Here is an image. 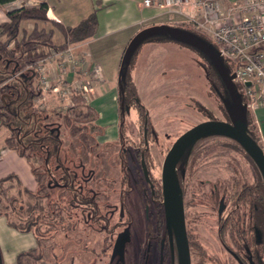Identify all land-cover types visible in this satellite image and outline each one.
Returning <instances> with one entry per match:
<instances>
[{
  "label": "rangeland",
  "instance_id": "rangeland-1",
  "mask_svg": "<svg viewBox=\"0 0 264 264\" xmlns=\"http://www.w3.org/2000/svg\"><path fill=\"white\" fill-rule=\"evenodd\" d=\"M14 7L8 6V9ZM165 16L163 20L158 22L191 30L214 44L212 39L200 32L189 22L188 18L168 14ZM30 27L32 28V25ZM62 41V36L56 32L55 42L60 44ZM166 45H162V47L143 46L141 49V56L143 57H141V61L139 59L141 62L138 66L139 71L137 72L136 69L133 73L138 101L148 111V136L150 138L152 129L159 136L158 142L154 140L155 143L150 144L149 149V162H151L154 176L157 178L161 176L162 165L168 151L182 134L209 119H228L221 100L211 88V81L208 79L211 69L205 58L190 47L175 42H172V45ZM77 80H79L78 77ZM47 96L48 103L42 105V108L47 110L54 103L61 107L60 112L68 115L71 119H75L76 114L83 115L82 119L79 118L77 127L86 126V128L81 130L77 136L70 135L71 127H68L62 119L60 120L61 135L66 147L64 151L70 160L68 165L70 167L76 165L77 169L79 164H84L83 169L86 174L94 168L103 180V183L98 185L103 195L105 192V197L100 204L104 206V203H111L112 200L115 202L111 197L112 192L107 187V183L109 184L112 179H115L120 184L122 174L118 156L121 145L108 141L113 137L109 139L108 136L99 134L101 131L97 129L96 124L89 121L94 114L89 116L85 108L77 106V109L73 111L70 110L71 107L64 108L66 100L60 95L51 92ZM129 102L131 103L130 113L122 112L118 125L115 124L109 129L115 133L116 137L119 136L120 129L121 135L127 139L125 142L127 147L129 144L136 145L134 142H138V138L143 136L144 119L147 115L146 112V115L138 116L139 111L135 101L130 99ZM259 115L261 116V113ZM84 120L88 122L84 123ZM250 129L255 131L253 126ZM8 135V130L2 131L0 149H3L4 139ZM82 135L88 136L86 141L89 145L88 152L84 150L83 145L73 147L72 142L81 141ZM151 140L153 139L150 138ZM261 140L259 144L264 150ZM31 154L33 167L37 170V174L42 177L43 184L46 185L51 180L56 181L59 178L56 176V178L52 177L51 179L45 173L41 157ZM187 164L188 176L192 175V179L187 183L189 190L186 199L195 198L193 199L195 205L189 210L192 212L191 217L194 216L196 219V222L191 225V231L201 246L199 248L205 250L203 259L197 255L193 257V264H238L223 247V242L219 238L222 227L218 218V206L214 202L215 200H213V206L210 204L208 196L210 187L206 184L217 186L221 195L224 189L226 193L229 191L231 195L236 190L240 191L244 184L254 186L255 181L257 183L260 178L258 167L235 141L223 136H213L197 142L190 152ZM11 172H16L19 175L25 187L29 189L36 187V182L26 160L14 155L13 151H8L7 157L0 163V178ZM78 172L81 173L80 170ZM6 186L7 184L0 186V193L7 191L5 190L7 189ZM15 194L16 191L6 193V197H2V207L7 208L11 213V220L19 225L25 226L28 222H33V228L36 229L40 238L38 242L33 234L20 233L8 225L5 214L1 215L0 264H17L18 254L34 247L38 249L35 253L43 257L45 262L37 263L33 261V258H26L25 264H70L72 260H75L74 264H81V242L85 236L82 232H90V229L85 226L80 211L71 212L69 210L67 197L70 195L63 190L49 191L43 188L35 194H24L21 198L22 201L13 205L16 207L13 212L8 205L12 203L11 197ZM59 199L60 203L58 202ZM137 200L133 198L132 205L135 208L140 206ZM20 205H23V210H20ZM35 208L36 212L32 214ZM138 215L142 216L140 210ZM141 221L135 225L138 232L144 231ZM223 233V240L236 251L237 247L231 239V232H228V228L227 233ZM252 237V235H248L247 240L252 249H257ZM199 248L198 254L202 255L203 253ZM260 249L264 263V245ZM242 253L245 256V252L242 251Z\"/></svg>",
  "mask_w": 264,
  "mask_h": 264
},
{
  "label": "trees",
  "instance_id": "trees-1",
  "mask_svg": "<svg viewBox=\"0 0 264 264\" xmlns=\"http://www.w3.org/2000/svg\"><path fill=\"white\" fill-rule=\"evenodd\" d=\"M15 1L16 0H0V7H4ZM48 10L47 3H41L38 7L32 8L22 7L6 12L7 21L0 23V131H9V135L5 138V146L8 149L16 151L19 156L27 160L37 181L38 190H42L43 188L49 191L63 190L71 196V198L68 196L70 199L67 197L69 200L68 206H70L69 210L71 212L80 211V216L86 217V215L83 214V209L85 207L86 209L90 207V201L87 198L85 200L82 199L77 191L80 189L88 191V186L100 183L101 179L98 174L93 175L91 171L86 174L83 169L84 164H79L77 169L76 165L72 167L68 165L70 160L68 155H66L67 153L64 151L66 147L65 141L63 140L64 138H62L61 135L62 127L60 125V120L62 119L68 127H71L70 135L77 136L81 130H85L86 128V126L81 128L77 127V122H79V118H83V115L76 114V118L71 119V117L59 111L61 107H51L46 110L37 105L35 100L41 97L42 94L37 87V75L34 73L33 69L28 67L48 58L52 50L63 51L68 47H74L92 40L97 34L99 21L97 11L95 10L78 25L65 27L61 23L50 19ZM24 22H32L34 26L33 29L31 31L23 29L22 24ZM177 28L196 35L218 52V48L205 37L183 27ZM56 31H59L64 39L60 44H57L54 40ZM153 42H175L179 45L190 47L205 58L211 69V74L208 76L209 81H211V88L221 100L228 117L227 121H230L225 101H231V96L210 59L198 49L175 41L170 36H154L147 39L136 50L129 65H127L122 58L119 74L120 120L121 113L131 108L130 99L135 101L139 112L146 115L145 109L138 101V92L132 77V70L141 47L147 43ZM222 62L229 70V73L233 74L234 70L232 64L225 59H222ZM236 88L238 91L237 86ZM239 96L243 103L246 104L247 100L245 97L240 93ZM91 99L92 96H87L84 93L73 94L70 98L73 104L70 110L74 111L78 106L85 108L89 116H91L90 114H94L89 121L96 124L97 129L101 131L99 134L102 135L103 130L97 124L98 115L91 105ZM83 122L86 123L88 121L84 120ZM73 124H76V126H73ZM247 125L249 134L259 143L260 137L253 125L250 110L247 111ZM252 126L255 131L250 129ZM87 137V135H82L81 141L72 142L73 147H81L83 145L82 147L84 150L88 152L89 145L86 142ZM236 143L245 151L238 142ZM31 153H33V156L36 155L41 157L45 173L51 179L52 177L56 178V176H59V178H57L56 181L50 179L51 181L48 184H43L42 177L37 174V170L33 167ZM71 164L73 165V163ZM78 170H80L81 173H79ZM257 183L259 184V190L255 192L252 185L247 186L244 190L243 200L247 204L251 203L253 208H256L254 202L259 201L256 220L262 232L264 242V179L261 173ZM5 184H7V189H5L7 191L0 193V216L5 214L11 227L23 233H33L39 242L40 237L36 229L33 228V222H28L25 226L19 225L11 220V213L7 208L2 207V197H6V193L11 192L15 187L20 188L19 195L12 196V203L8 205L13 212L16 209L13 205L21 202V198L24 194L35 193H30L27 189H22L21 182L15 175H9L0 180V186H4ZM254 198L256 200H254ZM60 199L58 201L59 203L61 202ZM19 208L23 210V205H20ZM32 212L31 213L34 214L36 208ZM26 258H33V249L19 254L18 264H25L24 260Z\"/></svg>",
  "mask_w": 264,
  "mask_h": 264
},
{
  "label": "flooded vegetation",
  "instance_id": "flooded-vegetation-1",
  "mask_svg": "<svg viewBox=\"0 0 264 264\" xmlns=\"http://www.w3.org/2000/svg\"><path fill=\"white\" fill-rule=\"evenodd\" d=\"M130 109L127 110V113H130ZM137 110L139 111L138 108ZM146 112L144 133L138 138V142H134L136 145L129 144L127 147L125 143L127 139L121 135V130L115 141L117 145H121L118 157L122 178L120 184L115 179H112L109 184L107 183V187L112 192L111 197L115 202L112 200L111 203H104V206L100 204L105 197V192L103 195L101 189L98 188V185L103 183L102 177H100V183L88 186V191H84V189L77 191L82 199L87 198L90 201V207L83 209V214L86 215L83 217V222L85 226L89 227L90 232H82L85 236L81 242V264H181V239L178 238L175 227L169 224L162 181L166 157L162 165L161 176L157 178L154 176V169L149 162V149L150 144L155 143L154 140L158 142L159 136L152 129L150 138L153 140L150 141L148 111ZM140 115L139 112L138 116ZM207 138L209 137L203 139ZM197 142L186 150L176 167L191 264H193L194 256L197 255L203 259L205 253V250L199 248L200 245L191 231V225L196 222V219L194 216L191 217L192 212L189 210L195 205V202L193 203L195 198L186 199L189 190L187 183L192 179V175L188 176L187 160ZM91 170L93 175L97 174L94 168ZM206 186L210 187L208 194L210 204L213 206V200H215L214 202L218 206V218L222 227L219 238L223 242V247L238 264H262L260 247L264 245V242L256 220L259 201L254 202L256 208H253L251 203L247 204L243 200L244 190L247 188L245 184L240 191L236 190L231 195L229 191L226 193L225 189L221 195L218 187L209 183ZM253 187L255 192L259 190V184L256 181ZM133 198L138 199L139 208L133 207ZM254 200L256 199L254 198ZM139 210L142 216L138 215ZM139 219L142 220L144 227V231L141 232H138L135 226L137 222H140ZM227 228L228 232H231V239L235 247H237L236 251L223 240V232L227 233ZM127 231L128 241L125 244L122 258L116 251V244L119 237ZM248 235L253 236L254 246L257 249L251 248L247 240ZM198 248L203 253L202 255L198 254ZM37 251V248L33 249V261L44 263V258L35 253ZM242 251L245 252V256ZM74 261L72 260L70 264H74Z\"/></svg>",
  "mask_w": 264,
  "mask_h": 264
},
{
  "label": "built area",
  "instance_id": "built-area-1",
  "mask_svg": "<svg viewBox=\"0 0 264 264\" xmlns=\"http://www.w3.org/2000/svg\"><path fill=\"white\" fill-rule=\"evenodd\" d=\"M142 0L147 9L162 14L184 16L218 48L222 59L232 64L238 93L247 100L248 110L264 106V0ZM58 62L60 87L53 88L47 63ZM37 75L42 95L54 92L66 100L64 108L72 107L71 96L84 93L93 96L104 79L101 68L89 66L77 57L74 47L52 50L51 55L30 65ZM69 77L73 81H69ZM77 77L79 80H77ZM250 83V86H247ZM35 102H40L38 98ZM5 154L0 149V161Z\"/></svg>",
  "mask_w": 264,
  "mask_h": 264
},
{
  "label": "crops",
  "instance_id": "crops-1",
  "mask_svg": "<svg viewBox=\"0 0 264 264\" xmlns=\"http://www.w3.org/2000/svg\"><path fill=\"white\" fill-rule=\"evenodd\" d=\"M233 1L238 0H227L226 2L229 3ZM17 3H19V5H17ZM41 3H47L49 8V18L61 23L65 27L76 26L83 19L89 16L92 12H94L95 10L97 11L99 27L96 36L92 40L74 46V48L77 57L82 60H85L87 65H97L101 68L104 81L102 84H99L97 86V89L95 90L96 92L94 93L91 99V105L97 112V124L103 130L102 135L108 136L109 139H111L110 137H113L111 140L108 141L115 142L118 137H116L115 133L113 131H110L109 129L111 126H114L115 124L118 125V123L120 122L119 74L121 61L125 49L127 48V45L129 44L131 39L141 30L154 25H169L165 22H158L168 16H165V14L160 13V11L157 9L144 8L142 5V0H16L11 4H8L4 7H0V23L7 21L6 12L15 9H20L22 7H38ZM8 6L15 7L12 9H8ZM30 25H32V28L30 27ZM33 27L34 26L32 22H24L22 24V28L29 31H31ZM56 32H58L62 36L59 31ZM166 44L172 45V42H153L147 43L143 46L145 47L146 45H152L162 47V45ZM143 46L141 47V49L143 48ZM141 49L135 59L134 68L132 70L133 80V73L136 69L137 72L139 71L138 66L141 63V57H143L141 56ZM46 66L52 74L51 83L53 85V88L60 87V70L58 68V62L52 60L47 63ZM69 81L72 82L73 78L69 77ZM48 96L42 95L41 97H39L40 102H36V104L40 105L41 107L44 104L47 105ZM51 107L58 106L53 103L52 105H50V108ZM250 112L253 125L255 126L256 132L259 135L260 140L262 139L261 141L264 145V106H258ZM259 112L261 113V116L259 115ZM1 133L2 131H0V135ZM3 149L5 150V154L0 163L3 162V160L7 157L8 151H13L14 155L18 156L19 158L25 159L19 156L16 151L8 149L5 146V139ZM27 164L29 165L30 172L33 175L30 164L28 162ZM9 175H15L17 179H19V181L21 182L22 189H27L30 193H36L38 191V184L34 175L33 177L36 182V187L32 189H29L28 187L24 186L21 179L19 178V175L16 172L8 173L6 176L1 177L0 180ZM11 191H16L15 195H19L20 188L15 187ZM35 248L37 247H34L33 249ZM28 251L30 250L22 251L19 254Z\"/></svg>",
  "mask_w": 264,
  "mask_h": 264
},
{
  "label": "water",
  "instance_id": "water-1",
  "mask_svg": "<svg viewBox=\"0 0 264 264\" xmlns=\"http://www.w3.org/2000/svg\"><path fill=\"white\" fill-rule=\"evenodd\" d=\"M154 36H170L175 41L198 49L207 56L224 81L231 101H225V106L230 117L227 120H208L199 123L182 134L168 152L163 166V188L165 192L166 208L169 224L176 229L178 238L181 239V264H191L189 242L187 238L185 216L180 185L176 174V167L186 150L200 139L210 136H223L238 142L248 153L258 167L264 179V150L248 132L247 105L241 100L234 79L235 73L230 74L223 64L222 58L213 47L196 35L171 25H154L138 32L125 49L123 59L129 65L136 50L149 38ZM250 86V83H247ZM128 241V231L122 234L116 244V251L123 258L125 244ZM115 251V253H116ZM253 264V263H252Z\"/></svg>",
  "mask_w": 264,
  "mask_h": 264
}]
</instances>
